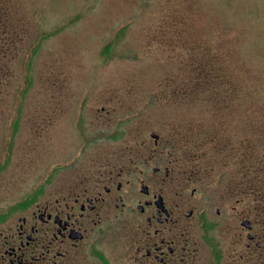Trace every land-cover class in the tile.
Masks as SVG:
<instances>
[{"label":"rangeland","instance_id":"rangeland-1","mask_svg":"<svg viewBox=\"0 0 264 264\" xmlns=\"http://www.w3.org/2000/svg\"><path fill=\"white\" fill-rule=\"evenodd\" d=\"M62 80L86 120L105 107L103 129L201 137L223 190L264 166V0H0V198L41 177L26 143L57 133ZM255 190L264 222V173Z\"/></svg>","mask_w":264,"mask_h":264},{"label":"flooded vegetation","instance_id":"flooded-vegetation-1","mask_svg":"<svg viewBox=\"0 0 264 264\" xmlns=\"http://www.w3.org/2000/svg\"><path fill=\"white\" fill-rule=\"evenodd\" d=\"M66 85L47 108L57 133L26 143L41 177L18 200L14 187L0 198V264H264V168L240 163L250 202L241 210L240 168L219 188L223 173L193 156L206 150L201 137L103 129L105 107L86 120L87 99Z\"/></svg>","mask_w":264,"mask_h":264},{"label":"trees","instance_id":"trees-1","mask_svg":"<svg viewBox=\"0 0 264 264\" xmlns=\"http://www.w3.org/2000/svg\"><path fill=\"white\" fill-rule=\"evenodd\" d=\"M261 166L262 168H264L263 164L262 163H259L258 164V167Z\"/></svg>","mask_w":264,"mask_h":264},{"label":"water","instance_id":"water-1","mask_svg":"<svg viewBox=\"0 0 264 264\" xmlns=\"http://www.w3.org/2000/svg\"><path fill=\"white\" fill-rule=\"evenodd\" d=\"M243 225H246V223H243Z\"/></svg>","mask_w":264,"mask_h":264}]
</instances>
